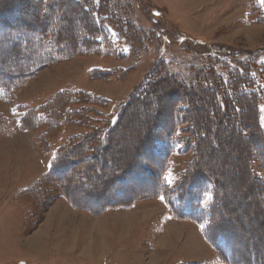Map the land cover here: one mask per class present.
Listing matches in <instances>:
<instances>
[{
    "label": "trees",
    "instance_id": "trees-1",
    "mask_svg": "<svg viewBox=\"0 0 264 264\" xmlns=\"http://www.w3.org/2000/svg\"><path fill=\"white\" fill-rule=\"evenodd\" d=\"M124 3L119 0H0V100L9 101L28 78L46 65L83 52L112 49L115 47L112 28L118 36L137 40L143 33L133 18H127L125 12L129 8ZM249 18L252 22L264 23V7L257 0H252ZM67 23L70 26L76 23L78 29H65ZM247 52L222 54L235 67L226 64L221 71L215 69L214 58L210 57L206 66L191 68L190 82L164 70V63L160 61L159 68L147 75L103 125H98L101 118L94 116L99 117L101 113L88 105H102L108 98L88 90L64 89L42 108L28 109L18 127L35 129L47 124L45 139L61 126L87 131L68 135L64 144L58 146L48 171L25 191L41 203L40 198L49 190L62 188L65 196L76 204L75 185L96 178L97 182L89 189L108 198L104 200V195L91 193L89 206L91 203L98 209L88 204L82 207L98 212L163 197L174 217L202 226L205 239L221 263L257 261L255 254L244 257L239 253L259 251L260 245L243 246L237 224L218 217L223 211L219 205L227 200L222 197L223 179L229 175L210 167L204 159L208 151H218V159L224 152L228 153V147L220 150L219 137L235 133L228 136L227 143L241 144V153L245 154L243 162L251 179L248 184L254 186L242 196L254 198L258 204L255 211L261 217L260 225L264 226V130L260 111L264 102V63H260L264 48ZM98 70L99 74L91 76L108 79L113 74ZM14 71L18 72L16 78L11 77ZM139 114L141 119L134 122L132 118ZM1 117L5 131L13 126L15 120L6 115ZM132 124L135 125L132 141L118 146V139L132 133ZM177 149L182 153L192 151L193 156L178 178L171 181L167 173L171 156ZM71 162L76 163L71 175L80 170L78 184L70 183L71 175H65ZM236 178L239 184L245 181L238 174ZM70 187L74 190H69ZM110 189L115 192L107 194ZM240 215L232 211L231 217ZM259 234L264 238L263 230Z\"/></svg>",
    "mask_w": 264,
    "mask_h": 264
},
{
    "label": "rangeland",
    "instance_id": "rangeland-1",
    "mask_svg": "<svg viewBox=\"0 0 264 264\" xmlns=\"http://www.w3.org/2000/svg\"><path fill=\"white\" fill-rule=\"evenodd\" d=\"M119 1L125 2L129 8L125 12L127 18H133L143 33L137 40L118 36L112 28L111 38L115 43L112 49L83 52L46 65L28 78L9 101L0 100V264H198L201 260L213 264L215 261L202 226L174 217L161 197L100 212L82 207V204L89 206L91 193L104 194L89 189L97 182L96 178L79 183L80 170L71 175V169L76 170L74 162L68 164L65 175H71L70 183H79L75 190L69 189L76 191V204L65 196L62 188H50L40 198L41 203L25 191L48 171V161L54 158L68 135L87 130L61 126L45 139L47 124L14 130V123L13 129L5 131L2 115L10 116L19 124L28 109L42 108L64 89L88 90L108 98L102 105H88L101 113L99 117L94 116L101 118L97 124L103 125L147 75L159 68L160 61L164 63V70L190 82L191 68L206 66L210 57L214 58L215 69L221 71L226 64L235 67L222 54L264 48V23L252 22L249 18L252 0ZM257 2L264 7V0ZM65 29L76 31L78 26L67 23ZM261 62L264 63V55ZM98 69L113 74L108 79L92 77L99 74ZM17 75L14 71L11 77ZM260 111L264 130V102ZM132 119L137 122L141 114ZM134 124L132 133L118 139V146L132 141ZM229 135L219 137L220 150L227 147L229 150L224 152V158L218 159V151H208L204 156L210 167L229 175L223 179L222 197L227 200L219 205L223 211L218 217L237 224L243 246L260 245L259 251H241L239 256L255 254L258 260L249 264H262L264 238L258 233L264 231V226L260 225L261 217L255 211L258 204L252 196H242L254 186L248 184L251 179L243 162L245 154L241 153V144L228 145ZM192 156V151L182 153L177 149L173 153L167 173L171 181L178 178ZM236 174L245 179L244 183L239 184ZM114 192L110 189L107 194ZM102 198L105 200L108 196L105 194ZM89 207L98 209L91 203ZM232 211L241 215L231 217Z\"/></svg>",
    "mask_w": 264,
    "mask_h": 264
},
{
    "label": "crops",
    "instance_id": "crops-1",
    "mask_svg": "<svg viewBox=\"0 0 264 264\" xmlns=\"http://www.w3.org/2000/svg\"><path fill=\"white\" fill-rule=\"evenodd\" d=\"M9 115V114H8ZM10 117V116H9ZM11 118V117H10ZM15 123V124H14ZM13 124L16 126V128L14 129V130H16V129H20L17 125H18V123H17V120H15L14 122H13ZM12 129H13V126H12ZM21 130V129H20ZM50 164H51V160H49L48 161V168L50 167ZM46 171V170H45ZM38 179H39V177H38ZM37 180V179H36ZM32 183V182H31ZM14 187V186H13ZM12 188V187H11ZM209 245V244H208ZM209 248L213 251V249L211 248V246L209 245ZM213 257H214V259H215V261H214V263L213 264H223V263H221L218 259H217V257H216V255H215V253H214V255H213ZM184 260V259H183ZM184 261H186V260H184ZM202 262H204L205 264H207V262H206V260H201Z\"/></svg>",
    "mask_w": 264,
    "mask_h": 264
},
{
    "label": "snow or ice",
    "instance_id": "snow-or-ice-1",
    "mask_svg": "<svg viewBox=\"0 0 264 264\" xmlns=\"http://www.w3.org/2000/svg\"><path fill=\"white\" fill-rule=\"evenodd\" d=\"M161 199H163V197H161Z\"/></svg>",
    "mask_w": 264,
    "mask_h": 264
},
{
    "label": "bare ground",
    "instance_id": "bare-ground-1",
    "mask_svg": "<svg viewBox=\"0 0 264 264\" xmlns=\"http://www.w3.org/2000/svg\"><path fill=\"white\" fill-rule=\"evenodd\" d=\"M14 149V148H13ZM261 224V223H260ZM259 234V233H258Z\"/></svg>",
    "mask_w": 264,
    "mask_h": 264
}]
</instances>
